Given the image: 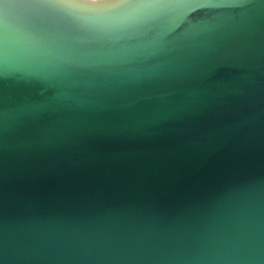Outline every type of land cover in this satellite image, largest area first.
<instances>
[{
	"label": "water",
	"instance_id": "1",
	"mask_svg": "<svg viewBox=\"0 0 264 264\" xmlns=\"http://www.w3.org/2000/svg\"><path fill=\"white\" fill-rule=\"evenodd\" d=\"M0 264H264V0H0Z\"/></svg>",
	"mask_w": 264,
	"mask_h": 264
}]
</instances>
